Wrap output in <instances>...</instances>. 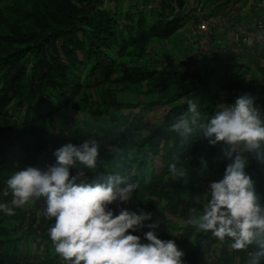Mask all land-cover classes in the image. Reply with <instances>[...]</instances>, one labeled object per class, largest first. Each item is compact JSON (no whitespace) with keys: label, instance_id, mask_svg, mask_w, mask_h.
<instances>
[{"label":"trees","instance_id":"trees-1","mask_svg":"<svg viewBox=\"0 0 264 264\" xmlns=\"http://www.w3.org/2000/svg\"><path fill=\"white\" fill-rule=\"evenodd\" d=\"M184 1L175 0V5L174 0H142L143 8L153 3L149 12L143 8L115 12L103 6L105 0H0V203L14 207L10 190L7 195L5 192L6 181L15 172L28 166L47 170L56 163L53 153L57 148L96 140L100 145L96 169L78 162L70 171L75 175L83 171L77 183L104 182L108 175L119 174L137 184L131 196L140 199L135 212L151 213V219L128 231L140 236L142 243H148V231L169 240L168 235L148 227L160 204L169 214L185 219L203 213L200 190L204 194L205 183L201 182L198 194L196 184H189L186 174H177L176 179L170 165L175 164L178 173L189 171L190 177L199 178L219 167L217 178H207L210 184L221 180L232 163L225 155L228 146L224 142L212 145L201 133L182 143L171 125L187 111L189 100L197 103L207 121L223 105L233 104L244 94L254 98L264 115V47L249 38L259 26L229 15L225 29L245 24L242 35L235 40L223 33L224 38L217 41L215 30L209 39L212 48L205 50L189 26L194 43V50L189 51L190 42L176 34L191 21ZM152 39L160 46L155 43L151 49ZM178 46L180 58L174 57ZM243 56L251 60L238 62ZM236 65L243 69L251 66L249 78ZM154 81L155 88L150 84ZM155 90L160 94L157 100L150 98ZM184 95L187 97L182 100ZM126 96L137 100L126 102ZM161 105H167L168 110L154 123L150 113ZM123 106L127 112L120 113ZM244 156L248 159L245 173L264 205V163L254 154ZM45 203L43 197L30 200L14 207V215L0 209V240H9L0 264H63L49 236L55 218L46 216V207L39 214ZM125 203L117 200L108 209L118 215ZM14 219V226L8 227ZM15 232L17 237L9 239ZM194 233L222 242L219 257L206 262L199 248H187ZM25 237L38 249L17 254L12 245L24 248L21 240ZM232 242L194 227L190 235L187 231L182 234L177 246L185 253L182 260L190 264H248L256 245L236 251L230 247Z\"/></svg>","mask_w":264,"mask_h":264},{"label":"clouds","instance_id":"clouds-1","mask_svg":"<svg viewBox=\"0 0 264 264\" xmlns=\"http://www.w3.org/2000/svg\"><path fill=\"white\" fill-rule=\"evenodd\" d=\"M200 6H203L201 18L227 17L220 13L216 15L202 1L192 9L183 6L185 14L191 17L187 24L192 32L197 28L194 25L199 18ZM261 25L264 26V16L255 25L259 30L251 31V40L252 35L262 31ZM224 29L225 26H217L212 28V33L215 30L217 34L226 33ZM238 31L242 35L246 31L245 24L238 25L237 29H228L227 38L236 40L234 33ZM194 35L198 38L197 33ZM261 47H264V42ZM237 60L246 63L247 59L243 56ZM237 68L246 78L251 75V66L248 69ZM171 130L179 135L182 143L201 133L212 145L224 142L228 146L225 155L232 159V163L227 166L221 180L210 183L207 192L210 198L203 213L192 217L189 223L203 233L211 232L220 241L229 238L233 241L230 247L236 251L246 250L255 244L256 250L249 254L248 264H261L264 261V205L259 201L252 178L245 173L248 159L244 156V153L254 154L259 162L264 163V115L255 105L254 98L248 94L241 95L233 104L223 105L207 121L202 119L197 103L189 100L187 111L176 118ZM53 155L56 163L47 170L28 166L11 175L6 181L5 195L10 190L14 207L45 198V214L48 218H55L49 236L55 252L64 259L61 261L63 264H185L187 260H182L185 253L170 235L165 234L169 236L165 241L154 231H148L145 233L148 243H142L140 236L129 233V229L135 231L143 227V222L151 219V213L137 214L122 209L114 215L108 209V205L117 200L129 201L137 184L129 183L119 174H110L104 182L93 183H77L84 175L83 171L71 175L70 168L78 162L87 169H96L100 155V145L96 140H85L79 146L67 143L57 148ZM170 171L185 176L184 172H177L175 164L170 165ZM14 207L0 203V209L7 215L15 214ZM14 223L15 219L7 226L13 227ZM15 234L17 237L18 233ZM8 242L0 240V251L8 250ZM23 242L27 247L23 244L24 248H21L13 243L12 250L19 254V251L38 249L26 237L21 240Z\"/></svg>","mask_w":264,"mask_h":264},{"label":"rangeland","instance_id":"rangeland-1","mask_svg":"<svg viewBox=\"0 0 264 264\" xmlns=\"http://www.w3.org/2000/svg\"><path fill=\"white\" fill-rule=\"evenodd\" d=\"M201 1L204 2L206 5H210L212 0H185V2L188 3L187 6H189L190 4L195 6L197 3L201 2ZM227 1L228 0H225V2H227ZM247 1L246 0H241L240 2L243 5V4H246ZM250 3H251V6H246L245 7L246 12L243 14L244 16H242L239 19V21L240 22H244V23H248V24H250L252 26H255L258 23V20H262L263 19V16H264V2H262V0H251ZM152 4L151 3H148V5L144 4L146 7L143 8L142 0H105V3H104L103 6L106 7L107 9L113 10L115 12H118L119 10L122 11V12H126L127 10H129L131 12H137V11H140L139 10L140 8H143L145 11L149 12V9L151 8ZM174 4H175V0H174ZM117 7H119V9ZM151 13H149V14H151ZM213 13H215L214 10H213ZM121 14H123V13H121ZM215 14L217 15L218 13L216 12ZM188 29H189L188 24H185L182 29L177 31L176 34H179V37L181 39L186 38L187 41L190 42V44L187 46L186 49H188L189 51H193L194 50V46H193L194 43L192 42V40H193L192 38L193 37L191 35H190L191 37L189 36V30ZM190 30H192L191 26H190ZM225 31H226V33H228V30H225ZM223 33H224V31L222 33H218L216 35L217 41H220V40H222L224 38V36H223L224 34ZM192 34H193V32H192ZM155 43H156L155 46H160L159 43H157L156 39L155 40L152 39V41L150 43V48L152 47L151 49H154L153 45ZM130 49L132 50V46L129 47L128 50H130ZM175 49L176 50L174 52L175 53L174 57H176V58L179 57L180 58L181 51L179 50V46L176 47ZM150 84L153 85V88L157 87L156 86L157 84H155V81L154 82H150ZM143 87H146V85H143ZM159 95H160L159 91L155 90L154 93H151L150 98L154 97V100H157ZM186 97L187 96L184 95L182 100L186 99ZM144 98H146V97L144 96ZM124 100L126 102H136L137 99L135 97L131 98L129 96H126L124 98ZM180 102L181 101L179 100L177 102V104H179ZM123 107L124 108L120 111V113L127 112V109H128L127 106H123ZM130 109H131V112H132L133 108H130ZM166 110H168V106L167 105H165V106L161 105V106H158L156 109H154L150 113L153 122L154 123L159 122L162 119L161 117L165 114ZM74 115H79V114H78V112L74 111ZM80 116H81V114H80ZM88 117L90 119L93 118L92 116H88ZM218 168H211L209 171H206V174L203 175L202 178L196 177V175L193 176V177H190L188 175L189 171H188V173L184 172L187 175V176L184 177V179L188 180L187 182H189V184H191L192 186L196 184V189L198 191L197 192L198 194H199L201 182L205 183V187L203 185L204 190H205L204 194H202V192L200 190V194H201L200 200L205 205L207 204L208 199L210 198V193H207L210 190V184H208L206 182L207 178L208 177H211L212 179L217 178L218 177ZM74 172H75L74 170H71L70 171L71 175L74 176L75 175ZM180 172H182V171L180 170ZM174 176L176 177V179L178 178L177 174H175ZM187 186H185L184 188L186 189ZM139 204H140L139 197L138 196H134V197L130 198V200L127 201L124 204V206H122V209H127L129 211L135 212L140 207ZM45 207H46V203L39 207V209H38L39 210V214H41L44 211ZM164 209H165V206L160 204L159 207H158L157 212L154 215L153 224L157 225V227H155V228H156V230L159 233H164V234L170 235L171 236L170 237L171 240H174L175 243L177 244L178 243V239L182 236V234H184V232L187 231L188 235H190V232L194 228V226L189 223L190 219H185L183 217L174 216V215L169 214L168 212H166ZM205 235L206 234H197V233L195 234L194 233L193 235L190 236V239L188 241L189 245H186V247L189 248V249H198L199 248L200 251L202 252V254L204 255V260L206 262H210L211 259H215V258L219 257V255L222 252L221 251V248H222L221 245H223V243L222 242L216 243V242H212L211 240H206L204 238ZM15 236H16V234H9L8 235L9 238H13ZM23 244H24V246L27 247V245H25L24 242H23ZM5 254H6L5 251H0V255L3 256Z\"/></svg>","mask_w":264,"mask_h":264},{"label":"built area","instance_id":"built-area-1","mask_svg":"<svg viewBox=\"0 0 264 264\" xmlns=\"http://www.w3.org/2000/svg\"><path fill=\"white\" fill-rule=\"evenodd\" d=\"M203 10V6H200L197 12V15L199 18L195 22L193 28V32L198 34V44L201 46V48H204L205 50L211 49L212 46L209 43L210 34L212 33V28L214 27H224L227 25L226 19L221 16L216 17H210L207 20L204 18H201L200 13ZM262 31L259 34L252 35V40L256 39L260 43L264 42V26L261 25ZM236 39L240 36L239 31L235 32ZM185 264H188V262H184ZM264 264V263H263Z\"/></svg>","mask_w":264,"mask_h":264},{"label":"crops","instance_id":"crops-1","mask_svg":"<svg viewBox=\"0 0 264 264\" xmlns=\"http://www.w3.org/2000/svg\"><path fill=\"white\" fill-rule=\"evenodd\" d=\"M241 0H228L225 2V0H212L211 5H209L210 8H215V12L226 15V16H244L243 14L246 12L245 7L251 6V0H246V4H241ZM188 3L184 1V7L188 9H192L194 6L190 4L187 7ZM212 6V7H211ZM246 57V56H245ZM249 58V56H248ZM251 60V59H249ZM249 60H245V62H249ZM262 64V63H261Z\"/></svg>","mask_w":264,"mask_h":264}]
</instances>
